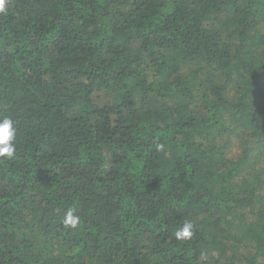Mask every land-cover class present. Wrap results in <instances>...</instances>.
Listing matches in <instances>:
<instances>
[{"label":"trees","instance_id":"trees-1","mask_svg":"<svg viewBox=\"0 0 264 264\" xmlns=\"http://www.w3.org/2000/svg\"><path fill=\"white\" fill-rule=\"evenodd\" d=\"M5 117L0 264H264V0H7Z\"/></svg>","mask_w":264,"mask_h":264},{"label":"clouds","instance_id":"clouds-1","mask_svg":"<svg viewBox=\"0 0 264 264\" xmlns=\"http://www.w3.org/2000/svg\"><path fill=\"white\" fill-rule=\"evenodd\" d=\"M7 10V0H0V13H5ZM14 121L5 117L0 119V157L11 158L15 152V145L13 143L16 136V128ZM75 209L70 208L64 219L63 223L66 226L75 228L79 224L80 217L74 215ZM193 225L190 222L184 223V225L175 231L174 236L177 240H190L193 237ZM201 259H207L205 253H201Z\"/></svg>","mask_w":264,"mask_h":264},{"label":"rangeland","instance_id":"rangeland-1","mask_svg":"<svg viewBox=\"0 0 264 264\" xmlns=\"http://www.w3.org/2000/svg\"><path fill=\"white\" fill-rule=\"evenodd\" d=\"M228 94H229V95L232 94V91H231V90L228 91ZM231 140H232L233 143L235 144L234 150H235V152H236V151L238 150V147H237V145H236V143H237V139H236L234 136H232Z\"/></svg>","mask_w":264,"mask_h":264}]
</instances>
